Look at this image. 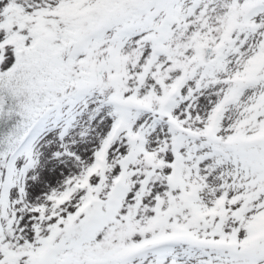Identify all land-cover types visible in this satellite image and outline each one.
<instances>
[{"label":"snow or ice","instance_id":"1","mask_svg":"<svg viewBox=\"0 0 264 264\" xmlns=\"http://www.w3.org/2000/svg\"><path fill=\"white\" fill-rule=\"evenodd\" d=\"M0 264H264V0H0Z\"/></svg>","mask_w":264,"mask_h":264}]
</instances>
